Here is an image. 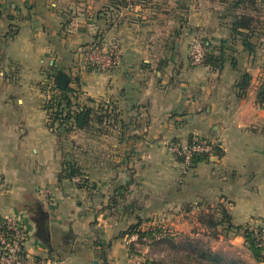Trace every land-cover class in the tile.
<instances>
[{"label": "crops", "instance_id": "crops-1", "mask_svg": "<svg viewBox=\"0 0 264 264\" xmlns=\"http://www.w3.org/2000/svg\"><path fill=\"white\" fill-rule=\"evenodd\" d=\"M131 1L117 10L107 0H0V218L24 226L26 251L60 264H137L148 246L126 245L130 225L184 215L199 224L217 205L234 224L264 225V37L237 40L235 66L194 65L195 29L211 50L233 37L217 8L203 5L198 17L195 0ZM88 43L117 53L115 66L83 64ZM52 65L102 119L57 134L44 106ZM244 71L251 80L239 96ZM195 138L215 147L184 168L168 147ZM67 161L81 174L70 177ZM223 232L228 248L205 251L258 264L241 235Z\"/></svg>", "mask_w": 264, "mask_h": 264}, {"label": "trees", "instance_id": "trees-1", "mask_svg": "<svg viewBox=\"0 0 264 264\" xmlns=\"http://www.w3.org/2000/svg\"><path fill=\"white\" fill-rule=\"evenodd\" d=\"M256 0H233V4L231 5L234 9L236 7H240L242 4H248V6H253ZM109 5H112L116 8H119L121 5H125V0H108ZM253 21V17L248 13H234L232 16L231 22V33L233 36H242L244 40H248L252 32L254 31L251 24ZM204 47L206 48L204 52V58L202 61V65H208L214 69L221 70L224 67L226 60H230L233 66L236 65L235 58L232 55H228L223 48L224 41H221L220 48H218V52L214 53L210 50V43L205 40L203 41ZM209 48V51H207ZM234 49V47H232ZM232 56V57H231ZM54 70V73L58 70L55 69L52 65L50 67ZM54 77L53 75H51ZM78 76L74 79L71 78V82L74 84H78ZM251 76L248 72L244 71L240 75V78L236 84V88L239 91V96H243L246 93V89L250 84ZM53 86H49L51 89L50 97L45 100L44 106L47 111L48 118L51 121V126L54 128V125L57 123L56 132L57 134L63 135L68 132L71 128H87L90 125V121L93 116H96V112L94 109L89 106L87 103L80 102L78 97V90L72 85L67 84L66 88L60 89L56 86L54 80L52 83ZM45 87L44 85H42ZM256 100L259 105L264 103V81H262L256 92ZM91 99H86V102H90ZM76 106V109L74 108ZM102 119V115L96 116V120ZM68 124H64V123ZM62 129V130H61ZM201 140L206 141L205 138ZM215 147V146H214ZM207 158V153H199L194 154L189 163L188 167H192L199 161H202ZM67 169H69V176L73 177L75 175H80L79 167H76L74 163L66 162ZM87 183V182H86ZM81 185V183L79 184ZM209 208V207H208ZM202 213V214H201ZM199 222L210 229L213 232L216 231L218 225L224 226L228 230H232L235 234H239L244 239V245L250 251L251 255L254 259L259 262L263 259L262 249L264 248L261 244L260 237L255 232L256 228L260 229L261 223H256L254 225L250 224H241L237 225L231 222V215L228 210L223 205H217L214 208H209L207 212H200L198 215ZM141 221H138L132 225H130L125 230V238L129 237L132 233H137L136 241L131 242L132 249L137 248L136 245H145L146 239L155 240V236H158V242L166 241L168 238V234L165 233L162 229H155L154 225H149L146 230L143 231L141 227ZM0 226H2V218H0ZM153 226V227H152ZM142 228V229H141ZM157 234V235H155ZM215 236V235H214ZM217 236V234H216ZM205 251V250H204ZM204 257L206 259V264H214L216 259H218L219 264L222 262V258L218 253L215 252H203ZM213 262V263H212ZM150 264H159V262L151 261ZM234 264V263H229Z\"/></svg>", "mask_w": 264, "mask_h": 264}, {"label": "rangeland", "instance_id": "rangeland-1", "mask_svg": "<svg viewBox=\"0 0 264 264\" xmlns=\"http://www.w3.org/2000/svg\"><path fill=\"white\" fill-rule=\"evenodd\" d=\"M147 1L149 0H144V2ZM151 1L154 3V1L156 0H150V2ZM232 1L233 0H195L194 4L197 8H199L198 10H200L201 12L200 14H197L198 17L204 16L203 13L205 11H202L201 9L203 5L205 6L210 4L211 7H216L217 8L216 12L219 15V17L223 18L224 21L228 23L229 30L231 27L232 16L234 13H241V12L248 13L253 17L251 26L252 28L254 27L253 28L254 31L250 35L249 39L253 36L254 32L258 34V39L264 37V31L262 29H260V31H256V25H258L261 22L264 24V0H256L253 6H248V4L245 5L242 4L240 7H236L235 9L231 6L233 4ZM122 6L123 5H121L120 7ZM119 8L116 9L118 10ZM195 30L198 33V37L200 39H202L203 41L208 40V37L202 30L200 29L198 31L197 29ZM230 38H231L230 41L226 39L228 42L227 44L223 45L224 48H227L229 51L226 52L225 49L224 51L228 55H232L233 57H235L233 55V53L235 52L234 50L235 48L232 49V47L237 42V40L242 39V36L238 35ZM249 39L247 41H249ZM220 44L221 41L218 44H215L212 47L213 49L210 50L216 53L214 49L216 48V50H218ZM259 48L263 50L264 46ZM207 51H209V48H207ZM262 68L264 69V62L262 63ZM52 72L54 71L51 70V73L49 74L48 77L49 82L47 83V86L48 85L53 86L52 85L53 77H51V75L53 74ZM149 225H154L156 230L162 229L169 236L168 238H166V241L160 243L158 242V238H159L158 236H155V240L146 239L145 246H148L147 247L148 252L144 254L146 257H144L143 255H139L145 262L152 260L159 262V264H206V259L203 254L206 248L208 249L209 247L210 248L213 247L215 251H218L221 247H227L229 245V243L226 242V239L225 240L224 238L220 239L219 237L222 233H224L223 232L224 230H227L224 226L218 225V227L216 228V231L218 232L216 233L209 229L210 232L204 234L203 229L204 228L206 229V227L202 228L203 225L200 222L199 224L193 223L192 221H190V217L189 216L187 217L186 215H184V218H182L180 221L157 222L152 224L148 223L144 225L141 224L143 231L146 230L148 227H150ZM190 231L192 233L194 232L193 238L187 234V232ZM244 247L250 253V251L247 249L245 245ZM229 249L232 250V248ZM215 262L217 263L214 264H219L218 259H216ZM221 264H228V261L222 260Z\"/></svg>", "mask_w": 264, "mask_h": 264}, {"label": "built area", "instance_id": "built-area-1", "mask_svg": "<svg viewBox=\"0 0 264 264\" xmlns=\"http://www.w3.org/2000/svg\"><path fill=\"white\" fill-rule=\"evenodd\" d=\"M131 0H125L122 6L125 10L133 9ZM74 23V28L76 27ZM206 48L201 39L196 36L190 46V60L194 65L202 64ZM117 53H112L96 43H88L80 48V60L83 64H92L101 69H109L115 66ZM214 147V142L210 140L203 141L195 138L190 142L171 143L168 149L180 157L184 168L194 154L210 153ZM260 229L255 232L260 237L261 244L264 247V225L260 224ZM26 230L18 219L11 215L2 217V226H0V264H60L61 260L57 256L45 255L38 256L26 251L24 247ZM137 233H132L125 238L126 245L136 241ZM263 259L258 264H264V248L262 249ZM137 264H146L139 255H136Z\"/></svg>", "mask_w": 264, "mask_h": 264}, {"label": "water", "instance_id": "water-1", "mask_svg": "<svg viewBox=\"0 0 264 264\" xmlns=\"http://www.w3.org/2000/svg\"><path fill=\"white\" fill-rule=\"evenodd\" d=\"M69 81H70V76L66 72L62 70H57L54 73V82L58 88L60 89L66 88ZM94 263H96V261H94Z\"/></svg>", "mask_w": 264, "mask_h": 264}]
</instances>
